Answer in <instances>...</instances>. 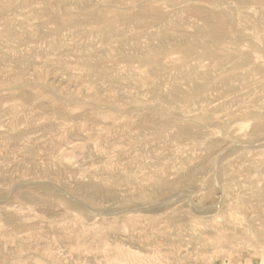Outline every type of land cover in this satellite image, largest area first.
<instances>
[{
  "label": "rangeland",
  "instance_id": "374dc122",
  "mask_svg": "<svg viewBox=\"0 0 264 264\" xmlns=\"http://www.w3.org/2000/svg\"><path fill=\"white\" fill-rule=\"evenodd\" d=\"M0 264H264V0H0Z\"/></svg>",
  "mask_w": 264,
  "mask_h": 264
}]
</instances>
